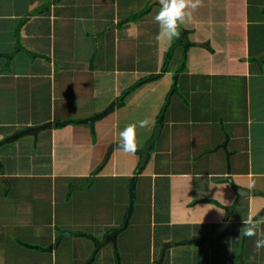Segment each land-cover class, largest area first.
Listing matches in <instances>:
<instances>
[{"label":"crops","instance_id":"obj_1","mask_svg":"<svg viewBox=\"0 0 264 264\" xmlns=\"http://www.w3.org/2000/svg\"><path fill=\"white\" fill-rule=\"evenodd\" d=\"M159 7L0 0V143L69 120L0 145V264H264L258 237H240L250 214L264 221V0H202L181 25L190 48L157 41ZM21 23L40 56L17 50ZM145 118L125 154L119 132ZM135 176L128 226L98 248L123 226ZM58 229L72 234L56 243Z\"/></svg>","mask_w":264,"mask_h":264},{"label":"clouds","instance_id":"obj_2","mask_svg":"<svg viewBox=\"0 0 264 264\" xmlns=\"http://www.w3.org/2000/svg\"><path fill=\"white\" fill-rule=\"evenodd\" d=\"M159 5V10L153 18L159 26L156 39L157 41L166 40L171 42L180 38L181 25L192 19L193 13L202 5V0H159ZM150 123V119L145 118L137 123L127 125L120 131V150L125 154H135L138 147L137 127L145 128ZM261 223H264V221L257 223L253 215L250 214L247 219L242 220L243 227L240 229V237H258L255 245L257 250L264 248V229H261Z\"/></svg>","mask_w":264,"mask_h":264},{"label":"water","instance_id":"obj_3","mask_svg":"<svg viewBox=\"0 0 264 264\" xmlns=\"http://www.w3.org/2000/svg\"><path fill=\"white\" fill-rule=\"evenodd\" d=\"M153 2H156L159 4V0H153ZM115 104L116 103L113 102L104 111H102V112H100V113H98L92 117L85 119V122L92 124L95 120H99V119L105 117L106 115H108L109 113L114 111ZM72 122H74V121H72ZM51 126H52L51 123H46L44 125L27 128V129L19 132L18 134L5 139L4 141H2L0 143V145L10 143V142H14V141H16V140H18L24 136H28V135H34V136L38 137L41 131L48 129V128H51ZM162 128H163L162 125H159L157 127L156 133H155L153 139L150 141L149 146L145 150L141 151L142 156H144V159H143L144 163L149 159L150 154H151V150H152L151 148L155 144L157 139L159 138L160 133L162 131ZM137 179H138V177H136V176L133 177L131 180V183H130V190H129L130 191V203H129L128 214H127V217L124 221L123 226L118 228V229L113 230L110 233H108L106 238L104 239V241H102V242L99 241L97 243L98 248H101L110 242H112L114 245H116L118 234L121 233L128 226L129 221H130L131 216H132V212L134 210V206H136L135 202H137V198H136V193H138V191L136 189ZM235 190L237 191L239 197H242L243 195L248 194L250 192L248 189H245V188H242L239 186H235ZM58 232H59V237L57 238V241H56L57 243H59V241L61 240L63 235H66V234L71 235L72 234L71 231H65L62 229H58ZM38 249L43 250V251H47V250H52V247H49L47 249H43V248L38 247ZM163 260L164 259L162 258L161 263L163 262Z\"/></svg>","mask_w":264,"mask_h":264},{"label":"trees","instance_id":"obj_4","mask_svg":"<svg viewBox=\"0 0 264 264\" xmlns=\"http://www.w3.org/2000/svg\"><path fill=\"white\" fill-rule=\"evenodd\" d=\"M151 11V7L150 6H147L143 11L137 13V14H134L133 16L127 18L126 20L122 21L119 23L118 26H122L123 24L125 23H129V22H136L138 21L140 18L146 16L147 14H149ZM22 25H24V23H21V26L18 27L17 29V35L19 36V47H18V51H27L29 54H31L33 57H37V56H40V54H37V53H34V52H31V51H28L26 48H24L22 45H21V38H20V35H21V30H22ZM180 32H181V35H180V42H185L186 45H187V48H190L192 43H191V40L189 38V30L185 29L184 27H180ZM174 49L175 47H173L169 54H168V58H167V62H166V66L164 67V71L166 70L167 68V65L168 63L170 62L173 54H174ZM15 55L14 54H11L9 55L10 57H13ZM42 56V55H41ZM128 91H126L123 95H121L119 97V105H122L123 102H124V96L127 94ZM169 106V102L168 104L165 106L164 108V111H163V115L166 113V109L168 108ZM78 122H82L81 120H79ZM69 123V120H55L53 123H52V127L53 128H60V127H63L65 125H67ZM118 146H120V143L118 144ZM1 163V166L2 168L4 167L3 163L0 161ZM2 172V171H1ZM76 236H83V235H86L85 233H81V232H78V233H75ZM118 253L119 255V252H116ZM118 263H120V260L118 259Z\"/></svg>","mask_w":264,"mask_h":264},{"label":"rangeland","instance_id":"obj_5","mask_svg":"<svg viewBox=\"0 0 264 264\" xmlns=\"http://www.w3.org/2000/svg\"><path fill=\"white\" fill-rule=\"evenodd\" d=\"M24 142H25V141H21V142L19 141V143H24ZM81 237H85V236H81ZM56 243H57V242H56ZM46 249H47V248H46ZM101 253H102V250H101L100 254H101ZM100 254H99V255H100ZM163 256H164V255H163Z\"/></svg>","mask_w":264,"mask_h":264}]
</instances>
